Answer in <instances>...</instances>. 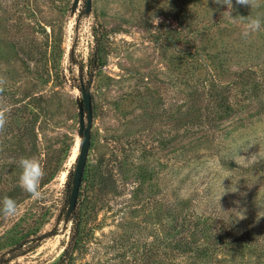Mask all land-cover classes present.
Returning a JSON list of instances; mask_svg holds the SVG:
<instances>
[{
	"label": "rangeland",
	"instance_id": "374dc122",
	"mask_svg": "<svg viewBox=\"0 0 264 264\" xmlns=\"http://www.w3.org/2000/svg\"><path fill=\"white\" fill-rule=\"evenodd\" d=\"M0 0V264H264V31L214 0ZM233 16L264 18L233 0ZM90 90L91 147L67 217ZM23 157L44 197L19 184ZM78 217V216H77Z\"/></svg>",
	"mask_w": 264,
	"mask_h": 264
},
{
	"label": "clouds",
	"instance_id": "9594fccd",
	"mask_svg": "<svg viewBox=\"0 0 264 264\" xmlns=\"http://www.w3.org/2000/svg\"><path fill=\"white\" fill-rule=\"evenodd\" d=\"M214 3L226 6V10L223 12V17L230 23H243V38L246 39L255 33L264 31V18L259 16H249L247 18L233 16V0H214ZM235 3L241 6H250L251 9L260 6V0H235ZM5 84L6 80L3 77H0V92L3 91V86ZM7 115L8 109L6 107H0V131L5 129L8 122ZM19 166L22 169L19 177L20 187L27 192L33 200L42 199L44 193L41 191V181L45 176V170L40 160L35 157H23L19 160ZM0 212L6 217H14L18 213L17 202L10 197H4Z\"/></svg>",
	"mask_w": 264,
	"mask_h": 264
},
{
	"label": "water",
	"instance_id": "95a60500",
	"mask_svg": "<svg viewBox=\"0 0 264 264\" xmlns=\"http://www.w3.org/2000/svg\"><path fill=\"white\" fill-rule=\"evenodd\" d=\"M80 0L74 1V7L79 4ZM92 7V0H87L86 11L89 12ZM82 99L79 101V133L82 136L80 151L77 157L76 166L74 169L72 190L70 193L69 206L67 211V217L75 210L80 187L82 184L87 159L91 147V128L93 120V108H92V97L90 90L84 85L81 86Z\"/></svg>",
	"mask_w": 264,
	"mask_h": 264
},
{
	"label": "trees",
	"instance_id": "16d2710c",
	"mask_svg": "<svg viewBox=\"0 0 264 264\" xmlns=\"http://www.w3.org/2000/svg\"><path fill=\"white\" fill-rule=\"evenodd\" d=\"M83 84H80V87ZM74 170H71L68 174V181L67 185L69 190H72V180H73ZM84 177V176H83ZM83 181V180H82ZM78 216V217H77ZM81 218L79 217V213L76 212V216L73 218V234L71 239L68 241L67 245L65 246L64 253L62 257L54 264H75L74 262V254L81 244V237L79 236L80 227H81Z\"/></svg>",
	"mask_w": 264,
	"mask_h": 264
}]
</instances>
